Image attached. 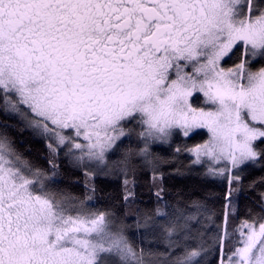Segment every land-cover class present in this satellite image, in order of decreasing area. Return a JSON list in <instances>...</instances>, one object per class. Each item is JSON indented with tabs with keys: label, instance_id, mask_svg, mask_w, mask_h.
Instances as JSON below:
<instances>
[{
	"label": "snow or ice",
	"instance_id": "snow-or-ice-1",
	"mask_svg": "<svg viewBox=\"0 0 264 264\" xmlns=\"http://www.w3.org/2000/svg\"><path fill=\"white\" fill-rule=\"evenodd\" d=\"M0 264H264V0H0Z\"/></svg>",
	"mask_w": 264,
	"mask_h": 264
},
{
	"label": "trees",
	"instance_id": "trees-1",
	"mask_svg": "<svg viewBox=\"0 0 264 264\" xmlns=\"http://www.w3.org/2000/svg\"><path fill=\"white\" fill-rule=\"evenodd\" d=\"M32 147H33L34 151L35 150H40V144L38 142H36V141L32 142Z\"/></svg>",
	"mask_w": 264,
	"mask_h": 264
},
{
	"label": "flooded vegetation",
	"instance_id": "flooded-vegetation-1",
	"mask_svg": "<svg viewBox=\"0 0 264 264\" xmlns=\"http://www.w3.org/2000/svg\"><path fill=\"white\" fill-rule=\"evenodd\" d=\"M34 141H36V142H38L40 144V150H42L43 149V142L40 141V140H34Z\"/></svg>",
	"mask_w": 264,
	"mask_h": 264
}]
</instances>
